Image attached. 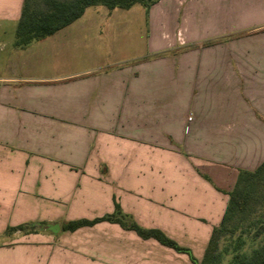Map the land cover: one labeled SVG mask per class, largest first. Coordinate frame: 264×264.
Instances as JSON below:
<instances>
[{
  "label": "crops",
  "instance_id": "obj_1",
  "mask_svg": "<svg viewBox=\"0 0 264 264\" xmlns=\"http://www.w3.org/2000/svg\"><path fill=\"white\" fill-rule=\"evenodd\" d=\"M22 3L0 0V234L59 228L11 231L0 264H192L118 223L60 229L115 203L200 261L239 170L264 161V0H157L131 61L33 74L28 59L26 75L20 56L71 23L15 48Z\"/></svg>",
  "mask_w": 264,
  "mask_h": 264
},
{
  "label": "trees",
  "instance_id": "obj_2",
  "mask_svg": "<svg viewBox=\"0 0 264 264\" xmlns=\"http://www.w3.org/2000/svg\"><path fill=\"white\" fill-rule=\"evenodd\" d=\"M42 1L43 7H36L30 0H23L14 30L12 44L15 48L23 49L36 40L54 34L79 18L87 7L102 5L111 10L141 3L148 9L157 0ZM227 194L226 209L218 226L211 232L201 261H197L189 248L180 246L160 229L139 226L130 216L122 213L117 203L111 214L92 219L69 220L61 223L60 229L73 231L100 221L114 222L125 229L135 231L142 238H153L167 247L186 253L193 264H220L221 253L228 248L232 252L228 264H264V161L253 171L239 170L236 182ZM39 224L41 223H23L7 226L6 230L29 233L36 231ZM248 241L257 244L246 253L242 249Z\"/></svg>",
  "mask_w": 264,
  "mask_h": 264
},
{
  "label": "rangeland",
  "instance_id": "obj_3",
  "mask_svg": "<svg viewBox=\"0 0 264 264\" xmlns=\"http://www.w3.org/2000/svg\"><path fill=\"white\" fill-rule=\"evenodd\" d=\"M30 2L36 7H43L42 0ZM60 33L65 40L58 42V45L52 43L51 47L48 44L36 46L38 50L34 57V53L31 57L24 56L23 59L20 56V67L17 68L20 75H26L28 59L29 65L39 71L33 73L35 69L31 67L34 69L33 74L67 73L98 68L117 60L131 61L134 56L147 49V9L141 3L111 10L102 5L90 6ZM2 42L6 44V39ZM6 46L5 49L8 50L9 45ZM11 235V231L5 229L0 234V242L5 243ZM256 244L248 241L242 250L248 253ZM231 255L230 248L221 253L220 264H228Z\"/></svg>",
  "mask_w": 264,
  "mask_h": 264
},
{
  "label": "water",
  "instance_id": "obj_4",
  "mask_svg": "<svg viewBox=\"0 0 264 264\" xmlns=\"http://www.w3.org/2000/svg\"><path fill=\"white\" fill-rule=\"evenodd\" d=\"M40 229H45V230H49L52 232H56L59 228V226L57 224H41L39 225Z\"/></svg>",
  "mask_w": 264,
  "mask_h": 264
},
{
  "label": "built area",
  "instance_id": "obj_5",
  "mask_svg": "<svg viewBox=\"0 0 264 264\" xmlns=\"http://www.w3.org/2000/svg\"><path fill=\"white\" fill-rule=\"evenodd\" d=\"M190 119V117H188Z\"/></svg>",
  "mask_w": 264,
  "mask_h": 264
}]
</instances>
